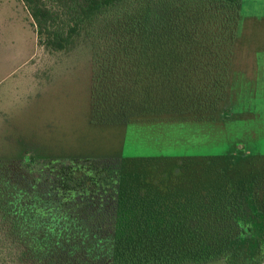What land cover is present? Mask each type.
<instances>
[{"label":"trees","instance_id":"obj_1","mask_svg":"<svg viewBox=\"0 0 264 264\" xmlns=\"http://www.w3.org/2000/svg\"><path fill=\"white\" fill-rule=\"evenodd\" d=\"M20 1L38 52L87 51L91 126L227 124L255 93L240 62L254 55L258 69L264 49L241 53L243 0ZM38 145L0 147L3 262L264 264V154Z\"/></svg>","mask_w":264,"mask_h":264},{"label":"rangeland","instance_id":"obj_2","mask_svg":"<svg viewBox=\"0 0 264 264\" xmlns=\"http://www.w3.org/2000/svg\"><path fill=\"white\" fill-rule=\"evenodd\" d=\"M242 17L245 34L241 53L264 49V0H243ZM38 48L22 2L0 0L1 148L39 144L55 154L123 146L127 158H194L247 149L264 154V51L257 54L258 69L256 64L251 66L254 55L242 57L243 63L239 60L241 66L249 67V78L256 79L251 86L256 90L239 102L236 114H240L227 124L144 123L118 131L91 126L86 119L87 51L50 55L38 52ZM101 132H108L109 138L104 140L106 133ZM18 138L17 144L10 143ZM0 264L13 263L0 257Z\"/></svg>","mask_w":264,"mask_h":264}]
</instances>
